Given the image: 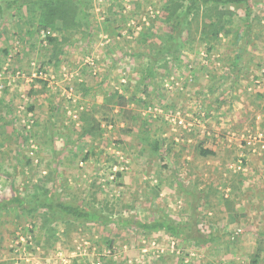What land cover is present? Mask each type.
<instances>
[{"label":"rangeland","instance_id":"obj_1","mask_svg":"<svg viewBox=\"0 0 264 264\" xmlns=\"http://www.w3.org/2000/svg\"><path fill=\"white\" fill-rule=\"evenodd\" d=\"M162 3L89 0L90 24L95 21L99 27H91L88 35L115 32L112 21H133L132 27L155 30L152 42L160 46V37L167 35L159 24ZM227 8L233 12L231 23L214 49L207 53L204 44L194 41L192 50L184 49L181 61L174 63V74H156V87H147L148 98L134 89L141 76L139 58L131 60L123 54L137 48L133 42L121 44L118 52L123 55L113 56L122 57L119 63L116 60L115 74L98 77L93 97L88 93L79 99L70 97L53 113L50 104L59 98L55 84L44 94L31 96H27L29 83L14 82L0 90V200L14 191L25 198L35 188H48L54 201L81 202L130 221L159 215L183 223L194 212L200 216L194 228L219 238L196 245L162 231L144 234L132 226L115 229L91 223H80L67 235L60 221L44 224L46 211L28 215L12 206L0 211V264H264V1L251 2L249 40L236 68H231V59L240 42L233 34L241 36L245 31L244 5ZM28 16L25 9L19 13L5 9L0 33L1 28L15 30L16 23L20 34L30 30ZM130 26L119 27L117 34H129ZM136 27L133 33L141 31ZM76 35L83 34L78 30L72 37ZM85 43L86 37L82 42L67 41L54 73L69 69L77 60L90 68V61H84L87 55L95 49L102 55L106 52L104 43L94 42L90 49ZM2 49L10 54L0 42ZM39 55L32 72L47 78L48 73L37 69L46 62L44 54ZM0 66L15 68L10 56L0 60ZM41 85L34 82L33 87ZM111 94L116 101L135 94L144 103L112 107L106 103ZM9 105L13 113L8 112ZM32 105L35 108L29 111ZM79 108L94 111L103 129L101 139L79 136L83 124L75 120ZM26 131L31 133L29 141L20 143V134ZM50 132L57 150L49 145ZM155 139L165 140L157 153L150 145ZM200 150L215 155L201 158ZM47 230L53 235L50 242L56 238L52 245L45 243Z\"/></svg>","mask_w":264,"mask_h":264},{"label":"trees","instance_id":"obj_2","mask_svg":"<svg viewBox=\"0 0 264 264\" xmlns=\"http://www.w3.org/2000/svg\"><path fill=\"white\" fill-rule=\"evenodd\" d=\"M162 1V9L159 13L161 22L159 24H163V29L166 31L167 35L163 38L160 37V46H156L153 42H150V46L153 49L152 54L149 53L143 56L135 55L140 60V64L137 69L141 76L138 78L134 89L135 92L136 90H141L144 95H147L149 92L147 90L149 84L156 87V83L154 81L155 73L157 71L159 73L166 71L175 72V68L173 66L174 63L181 61V52L184 49H188L189 51L192 50V44L194 41H197L199 44H204L207 53L211 52L214 49L216 42L219 41L220 35L223 32L224 35L227 34L225 33V30L231 23L233 12H231L227 6L233 5L238 7L239 5H244L243 20L245 31L241 36L238 32L233 34L235 40L240 42L237 52H235L234 57L231 59V68H236L241 61L242 54L249 40V32L251 29L249 8L251 6V2L257 3L264 0ZM88 6L89 0H0V17L5 9H8L9 13H19L22 9L28 11L30 16H28L29 19L26 22L29 24L32 23L35 26L33 31L34 35L29 34L28 37L33 38L34 36H38V44L40 45V48H43L42 43L46 45L49 43L52 50L49 62H53V64L57 67V65L61 63V58L64 55L63 51L67 41H70L73 38L72 36L75 33H78V30L84 35L81 37L88 36V33L91 31L90 22L92 20L89 19V14L87 12ZM54 33L61 35V42L58 41V37H54ZM151 33L155 34L157 32L153 30L149 33V31L143 29V31L139 34V37L142 39L141 42H147L152 35ZM3 51L7 52L6 49ZM47 52L49 51L47 50ZM18 54L19 52H17V55ZM8 61L11 62L10 59H8ZM45 63L46 62L42 63L41 66H37L39 72H42L44 75L47 73L44 68ZM1 68L2 67L0 66V71L2 70ZM155 69H157V71H155ZM13 70H17L21 74H24L16 67H12L11 71ZM22 78H25V74ZM28 78L32 80V86H30L32 89L27 93V96L45 93L46 79L48 78H39V76L31 77V75H29ZM34 82L41 83V87L34 88ZM141 84H143V87L139 88V85ZM125 88L127 89L126 86ZM115 98L116 95L111 94L106 100L109 104L112 103L120 107L130 102L134 104L136 103L138 106H142L144 103V101L141 98L136 97L135 94H132L127 100L116 101ZM51 103L50 111L53 113L57 111L61 102L53 101ZM2 104L3 102L0 100V105ZM147 105L149 106L150 103ZM9 106L8 112L13 113L15 111L13 105ZM34 108L35 106L32 105L31 107L29 106L28 110L33 111ZM17 112L21 114V110H17ZM93 112L94 111L92 110H80L77 113L78 117L75 120L81 121V124L83 123L79 136L91 137L94 139L98 137L101 139L103 129L98 126L96 119L93 117ZM63 113H65V111H63ZM12 117H14V115ZM52 133L53 132H50V135L48 136V139L50 140L49 145L53 150H57L55 149L53 143L54 135H52ZM30 134H28V131L24 134H20L19 142L28 143L31 136ZM40 137H43L42 134L39 135V138ZM159 141L160 140L155 139L150 144L155 153L163 149L161 145L165 140L162 139L160 142ZM65 143H67V141H65ZM213 155H215V153L212 150H200L199 152V156L201 158H207ZM85 159L86 156L84 157V161ZM27 164H30V162L28 161ZM47 180L49 181V179ZM195 197L196 196L191 197L192 200H195ZM12 206L28 215L33 213L36 214L40 211H46L43 218L44 224L46 225L47 222L60 221L63 223L65 228L64 232L67 235L76 228V225L80 223H91L99 224L103 227L113 226L115 229L132 226L144 234L162 231L173 239L186 241L190 244L196 245H202L219 238V236H215L212 233H203L194 228L198 217V221L200 220L198 213L192 212L189 221L183 223L175 222L173 219L159 215L151 218L149 221H130L126 217L119 215L113 216L112 213H110L111 215L108 213L106 214L103 212V209L98 210L95 206L90 207L82 205L81 202L74 203L69 201H54L52 198V192L48 188H43L41 190L35 188L33 194L25 198H22L14 191L12 192L10 198L0 200V211L9 209ZM42 226L45 228L44 225ZM233 234H235V232ZM52 236L53 235L49 233V230H47L45 239L46 245H52V243L56 240V238H54L55 240L50 242L49 237ZM253 262H255L254 258ZM108 264L113 263L108 262Z\"/></svg>","mask_w":264,"mask_h":264},{"label":"crops","instance_id":"obj_3","mask_svg":"<svg viewBox=\"0 0 264 264\" xmlns=\"http://www.w3.org/2000/svg\"><path fill=\"white\" fill-rule=\"evenodd\" d=\"M131 7V6H130ZM110 10V8H109ZM122 13H125L124 10L121 11ZM150 13L152 14H148L147 17H150V15L153 17L154 13L152 12V10H150ZM93 22V21H91ZM124 22V21H123ZM105 25H108L109 20H105L104 21ZM129 23L133 24V21H129ZM127 23L125 24L120 22H111L112 27L116 28L115 32H109L110 30H104L101 31V33H99V35L96 34H89L88 36H86V43L87 45V49H90V45L93 44L94 42H100L101 45H103L102 43L106 44L104 46L105 48V54H101V52H99L98 50L95 49V51L91 52V56L87 55L88 57H86L84 59V61L86 62L87 60L90 61V68H87L84 64H80L79 65V60L76 61V65L74 64L73 66H71L69 69H62L61 71L59 70L58 74L54 73V70L56 69V71L58 70V66L56 67L55 64H53V62H49L50 60V53L52 52L50 45L48 43V45L42 43V47L40 48L39 43V37L38 36H34L33 38H29L28 35L32 34L34 35V29L35 26L31 23H28L27 27H30V30H24L23 29V34H20V30L21 27H19L18 23L15 24L14 29L15 30H8V29H3L1 28V39L0 42L3 43L5 45L6 48H8V52L10 53L9 55H7V52L3 51L4 49L0 50V60L2 61L3 59H6L10 56L12 58V63L13 66H15L18 70L22 71L25 74V78L22 79H18L16 81L17 84L20 83H26L28 84L27 86H32V80L29 77V75H31L32 72V67H34V65L36 64V62L38 61L37 59L41 56L39 54H44V58L46 60V63L44 64L45 67V72L48 73L47 75V82H46V87L51 88L53 86V84H55L58 89H56V91L59 93V98H58V102H61L64 104H67L69 102H67V99H69L70 97H74V99H79L80 96H82L83 94H87L91 97H93L92 95V90H93V85L98 83V77L100 76L102 79H104L107 76H112L115 74V64H116V60L119 63L122 60V57L119 59H116V57L118 58L119 56H122L124 54V56L131 58V60H134V58H137L135 55H146V54H152L153 53V49L150 46L152 42V38L150 36V38L147 40V42L142 43L141 42V38L139 37V34L141 33V31H143L140 29V27H136V26H130V24ZM101 24V23H100ZM90 28L91 27H99V23L94 21V24H90ZM149 25L145 24L142 27H145ZM132 27L131 31L129 32V34H125V33H121V35L117 34L120 30L121 27ZM3 27V25H2ZM6 27V26H5ZM120 27V28H119ZM136 27L135 31H140V32H134V28ZM20 29V30H19ZM140 29V30H139ZM150 31H152V28H150ZM98 33V31H97ZM116 33V34H115ZM22 36V37H21ZM54 37H58V41L61 42V35H59L58 33H54ZM75 37V38H74ZM74 40L71 39L73 42H82L85 37H81V36H74ZM83 38V40H82ZM7 39V40H6ZM130 43L133 42L134 46L137 45V48H134V50H129L125 51L122 55H119L120 52H118L119 50L122 49L121 44L124 43ZM16 44L21 45V47H19V45L16 47ZM86 43L84 44L86 46ZM26 45V48H24V45ZM118 46V48H114L115 46ZM138 45H140L141 47H139ZM99 47V46H98ZM97 47V49H98ZM126 48V47H125ZM47 50L49 52H47ZM17 52H19V54L17 55ZM123 52V51H122ZM63 53L65 54V49L63 51ZM104 55L106 57H104ZM114 55H117L116 57H113ZM135 56V57H133ZM42 61V60H41ZM48 62V63H47ZM38 63V62H37ZM44 63V62H42ZM100 64V65H98ZM122 64V62H121ZM42 65V64H41ZM51 65H54V67L52 69H50ZM47 66V67H46ZM123 65H121L122 67ZM54 69V70H53ZM123 69V68H122ZM155 71H157V69H155ZM156 74H162V72L158 73V71L155 73ZM170 74H174L173 72L170 71V73L168 72V75ZM56 75V76H54ZM68 75H70V79L68 78ZM56 77V81L50 83L49 78ZM90 77V78H88ZM113 77V76H112ZM89 80V81H88ZM15 83V84H16ZM31 83V84H30ZM16 86V89H18ZM36 87V86H34ZM98 88V86H97ZM32 88H29V91ZM96 89V88H95ZM105 90L102 88V91ZM28 91V92H29ZM48 92L51 93L50 90H48ZM110 93V92H109ZM108 93V95H109ZM112 93H114V90L112 88ZM97 95V94H96ZM107 95V98L109 97ZM144 95V94H143ZM150 96V94L148 93L146 95V98H148ZM68 97V98H67ZM123 97H125V99L128 98L127 95H123ZM142 97V96H141ZM106 98V99H107ZM145 98V97H144ZM72 99V98H71ZM143 101V97L141 98ZM106 103L109 104L106 100ZM113 106L112 103H110ZM80 105V104H79ZM80 107V106H79ZM117 107V106H116ZM82 108V107H81ZM82 109L79 108L78 111H80Z\"/></svg>","mask_w":264,"mask_h":264},{"label":"built area","instance_id":"obj_4","mask_svg":"<svg viewBox=\"0 0 264 264\" xmlns=\"http://www.w3.org/2000/svg\"><path fill=\"white\" fill-rule=\"evenodd\" d=\"M13 71H9L7 69V67L3 68L0 71V90H3L8 85H13L14 82H16L18 79H20L24 76V74H21L17 70H13ZM33 73L31 74V77H37L38 76V75H35ZM39 75L41 76V73ZM4 80H7V81L4 83L3 82Z\"/></svg>","mask_w":264,"mask_h":264}]
</instances>
